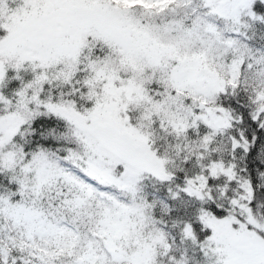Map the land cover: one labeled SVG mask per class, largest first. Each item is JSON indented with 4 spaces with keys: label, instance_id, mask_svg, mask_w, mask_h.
I'll list each match as a JSON object with an SVG mask.
<instances>
[{
    "label": "snow or ice",
    "instance_id": "obj_1",
    "mask_svg": "<svg viewBox=\"0 0 264 264\" xmlns=\"http://www.w3.org/2000/svg\"><path fill=\"white\" fill-rule=\"evenodd\" d=\"M0 264H264V0H0Z\"/></svg>",
    "mask_w": 264,
    "mask_h": 264
}]
</instances>
